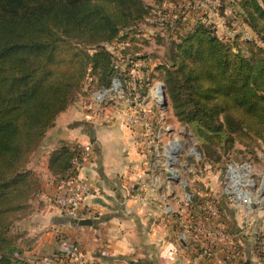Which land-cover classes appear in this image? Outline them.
<instances>
[{"label": "trees", "instance_id": "obj_1", "mask_svg": "<svg viewBox=\"0 0 264 264\" xmlns=\"http://www.w3.org/2000/svg\"><path fill=\"white\" fill-rule=\"evenodd\" d=\"M231 2L262 44L224 40L199 19L169 43L168 63L156 69L174 114L201 144L255 137L264 145V0ZM150 10L144 0H0V264H18L12 228L41 187L28 167L32 154L90 72L97 86L110 85L116 68L104 44L128 42ZM76 149L51 152L56 179L71 169Z\"/></svg>", "mask_w": 264, "mask_h": 264}, {"label": "crops", "instance_id": "obj_2", "mask_svg": "<svg viewBox=\"0 0 264 264\" xmlns=\"http://www.w3.org/2000/svg\"><path fill=\"white\" fill-rule=\"evenodd\" d=\"M227 15H230L229 11ZM221 17L216 15L215 18L218 34L229 31L220 23ZM102 114L103 118L86 117L82 110L69 106L48 130L39 148L41 153L33 154L29 168L38 174L42 185L28 206L34 204L35 211L25 212L12 228L19 238L17 263L50 264L71 243H77L84 259L98 264H232L222 252L207 259L185 250L187 242L179 238V231L174 230H180V225L175 219L164 216L161 196L167 192L175 199L188 192L190 187L186 186V181L180 193V187L178 191H168L166 186L162 190L148 187L154 172L149 173L146 168L138 135L124 123L118 112ZM107 114L111 117L107 118ZM73 143H92L94 149L92 160L81 169L82 176L88 179L90 191L78 210L84 218L92 220L91 224H80L73 215L64 214L52 199L58 179L48 168L50 154L60 145ZM215 182L212 189L220 195V186ZM227 207L231 209L227 220L235 229L246 263L264 264V258L256 250L258 231L264 227V215L256 211V216L246 217L248 220L245 221L244 215L233 212L232 204ZM221 209L226 210L222 206Z\"/></svg>", "mask_w": 264, "mask_h": 264}, {"label": "rangeland", "instance_id": "obj_3", "mask_svg": "<svg viewBox=\"0 0 264 264\" xmlns=\"http://www.w3.org/2000/svg\"><path fill=\"white\" fill-rule=\"evenodd\" d=\"M216 1L218 4H211L214 0H174L164 1L159 5L154 0H144L147 5L151 6V10L149 15L136 25L134 28L136 33L129 36L128 42L113 41L104 44L113 55L116 68L110 85L97 86V77L90 72L69 106L74 110H82L86 117L94 116L95 111L99 109L103 110L102 113L107 111L109 114L113 112V109L119 110L118 115H121L125 123L127 114H147L150 124L148 128L137 123L131 129L138 135L139 150L145 156L147 170L149 173L153 171L160 178L161 190L171 183L174 186L173 191L181 188L180 193L186 181V186L190 187L188 192L192 194L195 205L182 217L191 218L196 214V216L203 217L208 214L210 203L216 202L221 217L230 232L236 233L227 220L228 214L231 213V209H228L230 207L227 206L231 203L223 193L224 171L229 164L245 165L257 182L261 178L264 180V145L255 137H250V139L246 137L243 141L237 139V142L230 147L201 144L193 133L192 127L182 123L174 114L171 101L165 92V84L160 79V72L156 69L160 64L168 63L169 43L177 40L183 32L192 28L199 19L212 24L216 31H219L215 18L216 15L223 16L220 23L225 25L229 31L217 34L224 40L234 42L236 35L240 36L239 42L244 40V37L250 36L257 40L256 33L243 21L241 11L234 8L231 0ZM256 42L262 44L259 40ZM244 52L248 54L246 50ZM159 83L162 84V88ZM112 86L113 89H111ZM152 87L158 97L162 89L166 99L163 94L157 101L150 97L149 92ZM102 92L105 93L103 94L104 99L102 103H98L95 95ZM40 149H37L36 153H41ZM209 153L213 156L207 155ZM167 161L168 173L164 167ZM215 181L220 186V195L212 189ZM176 198L179 199L180 196ZM176 198H170L169 195V200L173 203ZM34 206V204L30 206L26 213L35 211ZM221 206L226 210H222ZM233 207L235 208L233 212L238 211L237 213L244 215L245 221L248 220L247 218L252 219L256 216L255 214H258L257 212L264 215V202L260 205L262 209H254L252 212L243 206L239 208L233 205ZM164 214L166 219H175L176 224H179L178 215ZM174 230L179 231L178 236L182 231V229ZM188 235L191 239L193 238V242H187L185 250L202 255L207 259H213L219 252L227 257L231 256L233 248L224 244L217 247L212 256H208L203 249L205 246L198 238L200 235L195 234L194 231H190ZM235 242H238L237 237ZM237 245L239 247L238 243ZM256 250H258L257 246Z\"/></svg>", "mask_w": 264, "mask_h": 264}, {"label": "built area", "instance_id": "obj_4", "mask_svg": "<svg viewBox=\"0 0 264 264\" xmlns=\"http://www.w3.org/2000/svg\"><path fill=\"white\" fill-rule=\"evenodd\" d=\"M211 4H218L216 0ZM119 83V80H118ZM162 88V84L159 83ZM114 85V84H113ZM113 89V86L111 87ZM162 91V89H161ZM109 93V92H107ZM164 92L162 91L160 97ZM105 93H98L95 95L96 101L102 103ZM149 96L154 98L156 101L160 97L153 89H150ZM114 112L119 110L113 109ZM102 109L95 111V116L102 117ZM125 114V113H124ZM134 113L126 115V125L129 128L135 127L137 123L148 128L149 123L147 120V114ZM111 115L107 114V118ZM149 143V142H148ZM93 145L92 143H77L76 153L72 158V167L63 178L57 180L56 191L53 197L54 204L60 208V210L66 215H73L76 220H81L85 215L79 213V205L84 196L90 191V185L88 179L83 177L81 169L85 164L93 158ZM165 170L168 173V161L165 163ZM223 180V193L227 196L228 201L232 205L237 207L248 208L250 212L260 207L264 202V180L261 178L260 181L251 175L250 170L245 165H234L229 164L224 171ZM160 178L157 174L152 173L149 178L148 187L161 189ZM185 183V182H184ZM146 186L145 183H143ZM185 185V184H184ZM174 186L169 183L166 189L173 191ZM145 198V196H144ZM175 203L169 200V194L166 192L161 196L162 211L167 216L178 215L179 225L181 226L179 238L183 241L189 242L191 240L188 233L194 231L195 234H199L198 238L205 246L204 252L208 256H212L214 250L221 246V244L227 245L233 248L229 259L232 264H247L242 251L240 250L235 242L236 234L230 232L228 226L223 221L219 208L216 202H211L207 215L201 217L191 216V218L182 217L187 214L191 208L195 205V201L192 194L184 192L183 195L174 200ZM249 212V213H250ZM264 228H261L257 235V251L264 255ZM203 238V239H201ZM235 247V249H234ZM50 264H98L96 262H90L84 259L81 247L77 243H71L61 254H58L53 262Z\"/></svg>", "mask_w": 264, "mask_h": 264}, {"label": "water", "instance_id": "obj_5", "mask_svg": "<svg viewBox=\"0 0 264 264\" xmlns=\"http://www.w3.org/2000/svg\"><path fill=\"white\" fill-rule=\"evenodd\" d=\"M163 95H164V97H165V92L163 93ZM165 99H166V97H165ZM165 101H166V100H165ZM79 223H80V224H91V223H92V220L84 218V219H81V220L79 221Z\"/></svg>", "mask_w": 264, "mask_h": 264}, {"label": "bare ground", "instance_id": "obj_6", "mask_svg": "<svg viewBox=\"0 0 264 264\" xmlns=\"http://www.w3.org/2000/svg\"><path fill=\"white\" fill-rule=\"evenodd\" d=\"M152 89H153V87H152ZM158 89H160V87L158 88ZM161 90V89H160ZM154 92H156V91H154ZM162 92V91H161Z\"/></svg>", "mask_w": 264, "mask_h": 264}]
</instances>
